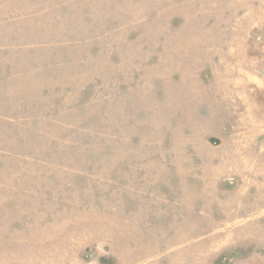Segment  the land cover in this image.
I'll return each mask as SVG.
<instances>
[{"label": "rangeland", "instance_id": "rangeland-1", "mask_svg": "<svg viewBox=\"0 0 264 264\" xmlns=\"http://www.w3.org/2000/svg\"><path fill=\"white\" fill-rule=\"evenodd\" d=\"M0 264H264V0H0Z\"/></svg>", "mask_w": 264, "mask_h": 264}]
</instances>
